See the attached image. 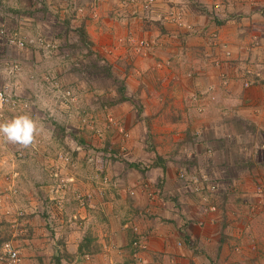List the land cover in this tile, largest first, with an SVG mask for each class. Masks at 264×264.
<instances>
[{
  "label": "crops",
  "instance_id": "0c3cea01",
  "mask_svg": "<svg viewBox=\"0 0 264 264\" xmlns=\"http://www.w3.org/2000/svg\"><path fill=\"white\" fill-rule=\"evenodd\" d=\"M193 1L189 6L190 0H156L148 12L132 4L125 7V0H43L42 5L39 0H0V50L5 49L0 53V87L4 80L3 88L11 89L16 80H25L36 87L37 82L31 79L41 77L45 61L27 62L31 64L27 71L22 68L26 62L19 56L26 54L35 36L40 39L39 34L59 35L69 27L77 29L73 24L77 18L84 25L93 50L105 54L116 72L129 79L124 83L126 101L120 104L121 109L120 106L114 109L115 118H120L134 133L132 143L145 144L146 136L141 139L137 135H146L155 126L156 120L149 113L158 107L163 94L171 93L180 113V119L169 121L163 127L168 130L165 134L152 129L157 135L153 137L157 153H147V156L161 158H155L154 163L148 157L152 164H148L144 172L138 169L115 172L118 185L111 186L104 197L97 195L118 206L119 212L117 210L114 217L102 209L95 211L91 199H85V212L88 215L100 212L99 222L108 223L105 238L100 235L96 243L91 237L86 243L82 238L78 242L81 232L73 230L74 235L67 243L54 234L52 238L40 239L37 231L33 237L22 238L26 243L19 246L23 264H253L258 257L257 263L264 264V237L257 239L259 247H246L256 236L244 231L242 214L250 207L257 182L264 184V0ZM198 1L200 8L194 4ZM219 2L220 6L215 7ZM77 5L85 8L83 13L77 12ZM173 8L183 13L193 10L190 21L198 28L195 34L183 29L186 33L179 42L165 38L174 33L168 28L170 23L164 20ZM205 17L215 18V22L210 24L206 20L204 23ZM149 19L155 23H149ZM4 29L25 39L27 46H7L1 33ZM215 36L220 41L212 45ZM142 39L148 41L150 47L139 49L137 43ZM56 40L62 41L58 37ZM51 43L57 46L54 41ZM218 43L224 44L226 54L231 52L232 56L228 57ZM257 51L259 61L252 63L249 58ZM224 77L228 85L223 83ZM249 80L256 85L244 88V82ZM127 87L132 88L131 92ZM133 99L137 100L132 103ZM144 104L147 107L140 115ZM133 112L137 113V119ZM121 113L123 116L126 113V117H119ZM177 129L178 137L174 136ZM252 132L256 133V138H251ZM174 138H184L183 146H189L187 154L181 150L186 162L195 164L205 159L206 166L210 167L208 171H213L212 175L208 174L210 178L229 184L221 186L215 182L218 189L208 196V202L201 196L194 200L187 195L190 187L182 186L179 173L184 171V163L177 169V160H171L178 147ZM48 156L41 153L34 159L37 163L46 161ZM87 167L85 177H90L94 170L90 164ZM226 178H236L235 186L239 181L242 183L239 186L242 198L234 200L242 201L238 209L229 200V195L238 190H234L232 179L227 181ZM93 184L89 183L87 190L94 196L100 192ZM155 185H159L160 191ZM226 189L228 195H224ZM40 193L43 197L37 194L32 201L25 196L22 206L34 202L39 207L49 205L46 196L49 192ZM151 194L156 197L152 199ZM261 202L263 205L264 201ZM210 204L217 206V211H210ZM137 233L143 234L148 246L139 256L134 246ZM110 242L120 249L107 254L105 246Z\"/></svg>",
  "mask_w": 264,
  "mask_h": 264
},
{
  "label": "rangeland",
  "instance_id": "374dc122",
  "mask_svg": "<svg viewBox=\"0 0 264 264\" xmlns=\"http://www.w3.org/2000/svg\"><path fill=\"white\" fill-rule=\"evenodd\" d=\"M125 2V7L132 4V6H138L142 11L148 12H151V8L156 4V0H125ZM192 2L194 1L190 0L188 2L189 6ZM194 4L198 8H200L199 5L201 6L200 1ZM219 6L220 2L215 7ZM142 11H140L141 14H143ZM185 12L173 8L166 13V19L164 18V20L170 23L168 28L174 31L173 34L165 36L166 39L170 38L167 40L183 41L179 39H182L184 33L195 34V30H198L190 21L193 10ZM79 18L81 17L79 16ZM74 19L76 21L73 24L77 29L69 27L67 31L64 30L59 35L56 33L47 34L48 36L39 34V38H43L45 44L54 41L56 47H50L49 49L36 48L39 40L35 36L33 38V40L35 39L34 44L27 48L26 54L19 56L26 62L22 65V68H27V71L31 68V64L27 62L36 63L37 60H44L46 65L44 70L40 72L42 74H40V78L33 76L31 79L37 82L36 87L25 82V80L14 82L15 86H11L10 89L12 90L13 100L4 110L3 123L14 119L17 115H27L36 123L37 133L33 143L26 148L8 142L0 136V240L4 241L0 247V256L6 242H12L20 250L21 247L19 246L26 244L22 238L33 237L37 231V237L40 239L52 238V234H54V236H59L65 242L67 241V243L74 235L73 230L81 232V236L77 239L78 242L81 238L82 242H85L86 239L91 237L92 242L94 240V243H96L100 235L105 238V234L109 232L108 223L99 222L101 213L94 212L102 209L106 214H112V217H114L118 206L114 207L113 201H104L105 198H100L97 195L100 194L104 197L105 192L108 193L111 186L118 185L115 172L119 170L138 169L142 172L146 171L147 165L152 164L148 160L147 153H157V144L153 139L157 135L152 132V129L154 132L163 135L165 134L164 131L168 132L163 127L169 121L180 119L179 107L175 105L174 97H171V93H169L170 95L163 94L159 100V105L157 104L158 107L149 113L156 120V123H153L155 126L152 125L154 127H151L146 135L141 133L137 135L141 139L146 136L145 144H141L142 141L132 143L134 133L121 122L120 118L118 120L115 118L117 113L114 109L115 106H120L126 101L123 98V94L126 93L124 83H127L129 79L123 78L116 72V67H113L105 54L93 50L94 45L89 41V38L86 41L83 40V32L86 31L84 25L80 19ZM214 19L205 17L203 22L205 23L207 20L212 24V22H215ZM149 21V23H155L150 19ZM51 23L59 25L57 22ZM164 24L161 26L163 27ZM173 36L174 38L171 39ZM57 37L61 38L62 41L58 42ZM217 41H220L219 37H213L212 45ZM185 43L189 42L185 41ZM137 46L139 49L150 47L149 42L144 39L139 40ZM217 46L221 49L224 48L223 51L226 54L224 44L218 43ZM230 54L232 53L230 52ZM258 54V51L256 54L253 52L249 60L252 63L259 61L258 56L260 54ZM226 55L228 57L232 56L228 55V52ZM167 66L170 67V62L167 63ZM5 81L0 89L6 86ZM179 82L177 84L181 86ZM223 83L229 84L226 77L223 78ZM247 83L250 84L248 87L246 86ZM254 84L256 85V82L249 80L244 82V88L252 87ZM127 88L129 89L127 91L131 92L132 88ZM174 91L175 89L172 93ZM136 98L140 97L137 96ZM136 100L133 99L132 103ZM170 104L174 105L169 107ZM145 106L147 107L144 104L143 109L140 110V115H143ZM121 108L122 106H120ZM133 113L137 119V113ZM123 114H119V117L125 118L127 114L125 113L124 116ZM144 115L147 116V113ZM179 132L177 129L174 136L178 137ZM251 134H253V136L251 135L252 139L256 138L255 132ZM173 140L178 147L174 152L175 157L173 158L175 159L172 158L171 160H177V169L184 163V166H182L184 171L181 172H186L189 177L191 174L196 173L212 175L213 171H208L210 167L206 166L207 161L205 159H200L195 164L186 162L185 157L183 158V155H181V150H184V154H187L186 149H189V146H183L185 143L184 138H174ZM180 146H183V148H180ZM41 153L49 155L48 159L36 163L34 158H37ZM178 155L182 157H178ZM155 158L161 157H151L150 159L154 160L155 163ZM188 161L191 162V160ZM89 164L93 167L94 172L92 176L85 177L87 165ZM181 172L179 173V180L182 182V186L188 188V182L183 184L180 177ZM230 179H232L231 184H233L234 190H238V192L234 191L229 195V200L238 209L242 205V201L235 202L234 200L238 201V198H242L239 190L242 183L238 180L239 182L235 186L234 180L236 178H229L228 180ZM91 182L94 183L93 187L99 189L100 192L95 193L94 196L87 190ZM212 182H218V180L212 179ZM220 185L226 186L229 184ZM155 186L159 190V185ZM256 187L255 196L252 199L248 198L251 199L250 207L242 213L245 217L244 231L251 232L256 236L249 240V244H246L247 248H250V245L258 246L257 239L264 237V203L263 205L259 203L262 200L264 201L262 196L264 195L263 182L258 181ZM144 188L146 189L147 185ZM230 188L232 191V187ZM187 190V195L194 200L200 196L192 189V192L189 188ZM40 192L45 194L49 192L50 195H46L49 205L43 199L46 205H42V207H39L35 202L32 204L33 206L30 203L27 206H22L25 196L31 198L29 200L32 201L35 200L37 194L42 195ZM227 192H229L228 189L224 190V195H228ZM260 193L261 195L258 196ZM130 194L133 196L134 192H130ZM159 194L158 191L155 193L157 198ZM32 195H34V199ZM150 196L152 199L156 197L154 194ZM87 198L91 199L92 208L95 209L91 215H88L83 209ZM96 204H99V207L95 208ZM213 206L215 205L210 204V211H212ZM101 227L105 228L102 229ZM141 235L143 234L137 233L134 241ZM105 247L107 254L120 249L114 242H110ZM257 262L259 263V257L253 264H258ZM0 264H6V262L2 263L0 260Z\"/></svg>",
  "mask_w": 264,
  "mask_h": 264
},
{
  "label": "built area",
  "instance_id": "2783aa9c",
  "mask_svg": "<svg viewBox=\"0 0 264 264\" xmlns=\"http://www.w3.org/2000/svg\"><path fill=\"white\" fill-rule=\"evenodd\" d=\"M67 2H75L76 0H66ZM43 0H39V3L42 5ZM76 10L79 13H83L85 8L83 6L77 5ZM2 36L5 39V44L7 46H17L20 48H25L27 46V41L25 39L20 38L17 34L9 33L6 29L2 30ZM38 47H46L50 48L51 44H45L44 40L39 39ZM5 49L2 50V53ZM228 55H231L228 52ZM15 70H17V65L15 66ZM250 84L247 83L248 87ZM0 99H2V103H0V123L4 121V110L5 107L8 106L13 100L12 94L10 92V88L4 87L0 89ZM180 177L183 181L189 183L190 189L203 198V201L208 202V196L215 193L218 189V185L215 182H212V179L208 174H189L186 172H181ZM217 207L213 206L211 208L212 211H216ZM136 231H138L136 229ZM140 234V233H138ZM134 246L136 248V254L138 255L140 251L147 249L146 240L141 235L137 240L134 241ZM139 250V251H138ZM139 256V255H138ZM0 260L2 263L6 264H23L24 258L21 254L19 248H17L12 242H6L3 246V253L0 256Z\"/></svg>",
  "mask_w": 264,
  "mask_h": 264
},
{
  "label": "clouds",
  "instance_id": "9594fccd",
  "mask_svg": "<svg viewBox=\"0 0 264 264\" xmlns=\"http://www.w3.org/2000/svg\"><path fill=\"white\" fill-rule=\"evenodd\" d=\"M50 44L53 47V44ZM0 103H2V99H0ZM36 133V123L27 115L17 116L7 122L0 123V136L4 137L8 142L25 148L33 143ZM183 182L185 183L186 181Z\"/></svg>",
  "mask_w": 264,
  "mask_h": 264
},
{
  "label": "trees",
  "instance_id": "16d2710c",
  "mask_svg": "<svg viewBox=\"0 0 264 264\" xmlns=\"http://www.w3.org/2000/svg\"><path fill=\"white\" fill-rule=\"evenodd\" d=\"M82 29L84 30V28H82ZM84 31H85V30H84ZM83 36H84V37H83V38H84L83 40L86 41V40L88 39V35H87V32H86V31L83 32ZM4 42H5V40L3 41V43H4ZM1 49H2V48H1ZM0 51H1L0 53H2V50H0ZM3 52H4V51H3ZM3 242H4L3 240H0V247L2 246Z\"/></svg>",
  "mask_w": 264,
  "mask_h": 264
}]
</instances>
